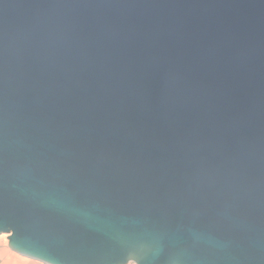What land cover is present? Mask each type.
<instances>
[{
    "label": "water",
    "instance_id": "1",
    "mask_svg": "<svg viewBox=\"0 0 264 264\" xmlns=\"http://www.w3.org/2000/svg\"><path fill=\"white\" fill-rule=\"evenodd\" d=\"M0 224L41 264H264V0H0Z\"/></svg>",
    "mask_w": 264,
    "mask_h": 264
},
{
    "label": "snow or ice",
    "instance_id": "2",
    "mask_svg": "<svg viewBox=\"0 0 264 264\" xmlns=\"http://www.w3.org/2000/svg\"><path fill=\"white\" fill-rule=\"evenodd\" d=\"M17 232L14 227H10L7 224H0V254H2L3 245L5 242L11 243L16 238ZM12 245V244H11ZM20 251L19 249H16ZM42 259V258H37Z\"/></svg>",
    "mask_w": 264,
    "mask_h": 264
},
{
    "label": "rangeland",
    "instance_id": "3",
    "mask_svg": "<svg viewBox=\"0 0 264 264\" xmlns=\"http://www.w3.org/2000/svg\"><path fill=\"white\" fill-rule=\"evenodd\" d=\"M3 247L4 248H7L8 249V251H10L12 254V257H13V261H14V264H24V262L25 261H33V260H30V259H28V258H24V257H21V256H19V255H17V254H15L13 251H11L9 248H8V246H6V245H3ZM38 264H41V263H39L38 262ZM129 264H133V263H129Z\"/></svg>",
    "mask_w": 264,
    "mask_h": 264
},
{
    "label": "crops",
    "instance_id": "4",
    "mask_svg": "<svg viewBox=\"0 0 264 264\" xmlns=\"http://www.w3.org/2000/svg\"><path fill=\"white\" fill-rule=\"evenodd\" d=\"M12 253L8 251L7 248L3 247L2 254H0V258H2L5 261H8V264H14V259L11 255Z\"/></svg>",
    "mask_w": 264,
    "mask_h": 264
},
{
    "label": "clouds",
    "instance_id": "5",
    "mask_svg": "<svg viewBox=\"0 0 264 264\" xmlns=\"http://www.w3.org/2000/svg\"><path fill=\"white\" fill-rule=\"evenodd\" d=\"M0 264H8V261L3 260L0 258ZM24 264H38L37 261H25Z\"/></svg>",
    "mask_w": 264,
    "mask_h": 264
},
{
    "label": "bare ground",
    "instance_id": "6",
    "mask_svg": "<svg viewBox=\"0 0 264 264\" xmlns=\"http://www.w3.org/2000/svg\"><path fill=\"white\" fill-rule=\"evenodd\" d=\"M4 245L8 246V242H5ZM14 253L17 254L16 252H14ZM17 255H19V254H17ZM19 256H21V255H19ZM21 257H24V256H21ZM24 258H27V257H24Z\"/></svg>",
    "mask_w": 264,
    "mask_h": 264
}]
</instances>
